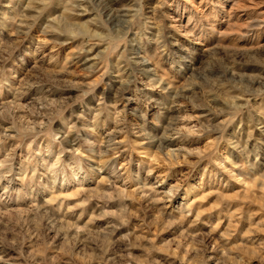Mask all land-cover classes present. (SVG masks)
I'll use <instances>...</instances> for the list:
<instances>
[{
    "label": "rangeland",
    "instance_id": "rangeland-1",
    "mask_svg": "<svg viewBox=\"0 0 264 264\" xmlns=\"http://www.w3.org/2000/svg\"><path fill=\"white\" fill-rule=\"evenodd\" d=\"M0 264H264V0H0Z\"/></svg>",
    "mask_w": 264,
    "mask_h": 264
},
{
    "label": "bare ground",
    "instance_id": "bare-ground-1",
    "mask_svg": "<svg viewBox=\"0 0 264 264\" xmlns=\"http://www.w3.org/2000/svg\"><path fill=\"white\" fill-rule=\"evenodd\" d=\"M118 16V17H117ZM115 15V17H117V19H121V15ZM120 16V17H119ZM123 16V15H122ZM114 18V17H113ZM191 31V30H190ZM186 93H188L186 90H182V92H179V93H176L177 96H182L184 97V95H186ZM67 133V132H66ZM69 145H73L74 143L71 141V140H68L67 141ZM174 142V137H172L171 135L168 136L166 139H165V144H170V143H173ZM164 143V142H163ZM162 144V143H160ZM163 146V145H162ZM95 170H97L95 167H93L92 169V172H94ZM95 174V173H94Z\"/></svg>",
    "mask_w": 264,
    "mask_h": 264
}]
</instances>
